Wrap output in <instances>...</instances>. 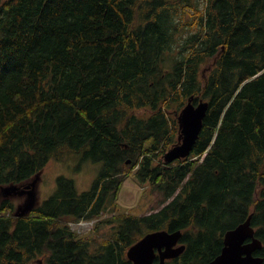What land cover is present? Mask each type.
<instances>
[{
    "label": "trees",
    "instance_id": "1",
    "mask_svg": "<svg viewBox=\"0 0 264 264\" xmlns=\"http://www.w3.org/2000/svg\"><path fill=\"white\" fill-rule=\"evenodd\" d=\"M191 96L208 101L203 127L166 163ZM67 153L98 177L79 192L59 176L26 216L0 201V264H132L159 229L185 244L165 264H209L250 213L264 243V0H0V190ZM128 177L163 206L122 211Z\"/></svg>",
    "mask_w": 264,
    "mask_h": 264
},
{
    "label": "water",
    "instance_id": "2",
    "mask_svg": "<svg viewBox=\"0 0 264 264\" xmlns=\"http://www.w3.org/2000/svg\"><path fill=\"white\" fill-rule=\"evenodd\" d=\"M192 99L193 97H189L187 103L176 114L178 123L177 142L162 155V159L166 163L187 157L202 128L203 119L208 109V102L199 99L194 104ZM34 184L35 181L31 185H26L22 191H28L30 193L31 188H34ZM10 186L9 188L11 189H17V186ZM31 194L34 193L31 192ZM28 211L30 209L26 207L17 215H25ZM85 236L87 234L80 237ZM180 238L181 231L179 230L173 232L167 230L148 232L131 245L127 249L126 254L133 264H164L165 259L176 257L184 250L185 246L183 244L176 246ZM248 238L251 240L244 243V240ZM260 247L261 241L254 236V229L251 226V215H249L245 221L225 232L221 252L210 264H258L261 259L254 257L252 251ZM156 251L159 256V262L157 263L154 262Z\"/></svg>",
    "mask_w": 264,
    "mask_h": 264
},
{
    "label": "rangeland",
    "instance_id": "3",
    "mask_svg": "<svg viewBox=\"0 0 264 264\" xmlns=\"http://www.w3.org/2000/svg\"><path fill=\"white\" fill-rule=\"evenodd\" d=\"M100 170V162L83 159L80 154L67 153L62 159L49 162L42 171L37 173L36 178L27 182L31 184L36 179L34 188H31L34 194L22 191L19 186L17 189H11L9 188L11 186H8L1 189L0 201L4 198L11 201L14 204V214H18L26 207L31 210L43 204L55 192L59 176L73 179L77 190L82 192L92 186ZM118 195L121 210L127 213L143 215L156 211L162 206L159 203L160 194L149 189L143 190L133 177H128L124 181ZM69 226L78 234L86 233L93 227L91 221L69 223Z\"/></svg>",
    "mask_w": 264,
    "mask_h": 264
},
{
    "label": "flooded vegetation",
    "instance_id": "4",
    "mask_svg": "<svg viewBox=\"0 0 264 264\" xmlns=\"http://www.w3.org/2000/svg\"><path fill=\"white\" fill-rule=\"evenodd\" d=\"M248 240H250V239H248ZM263 248H261V249H254L253 252H252L254 255L260 256L261 261L258 264H264V252H263ZM157 260L158 259H156L155 261L157 262Z\"/></svg>",
    "mask_w": 264,
    "mask_h": 264
}]
</instances>
